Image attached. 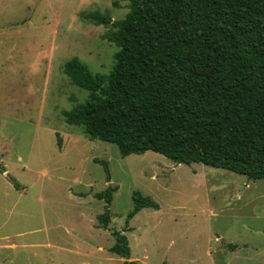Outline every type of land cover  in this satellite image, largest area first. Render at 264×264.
<instances>
[{
  "label": "rangeland",
  "instance_id": "obj_1",
  "mask_svg": "<svg viewBox=\"0 0 264 264\" xmlns=\"http://www.w3.org/2000/svg\"><path fill=\"white\" fill-rule=\"evenodd\" d=\"M129 5L0 0V264H264V180L151 151L122 157L66 123L63 113L89 93L65 64L76 57L108 75L120 50L111 28L86 16L123 20ZM110 186L118 190L104 229L107 204L95 196ZM134 192L160 210L130 219ZM115 232L128 238L130 260L110 252Z\"/></svg>",
  "mask_w": 264,
  "mask_h": 264
},
{
  "label": "trees",
  "instance_id": "obj_2",
  "mask_svg": "<svg viewBox=\"0 0 264 264\" xmlns=\"http://www.w3.org/2000/svg\"><path fill=\"white\" fill-rule=\"evenodd\" d=\"M123 1L130 3L123 20L86 16L111 28L106 38L120 50L108 75L93 74L76 57L65 64L72 85L89 93L63 113L66 123L84 127L92 141L116 145L122 157L151 151L177 164L264 180V0ZM96 162L109 178L108 163ZM0 171L7 172L1 164ZM117 190L95 196L107 204L101 228L111 222ZM133 200L130 219L160 210L140 192ZM113 236L110 252L130 260L128 238Z\"/></svg>",
  "mask_w": 264,
  "mask_h": 264
},
{
  "label": "crops",
  "instance_id": "obj_3",
  "mask_svg": "<svg viewBox=\"0 0 264 264\" xmlns=\"http://www.w3.org/2000/svg\"><path fill=\"white\" fill-rule=\"evenodd\" d=\"M7 171V170H6ZM7 174V172L6 173H4V175H6Z\"/></svg>",
  "mask_w": 264,
  "mask_h": 264
},
{
  "label": "water",
  "instance_id": "obj_4",
  "mask_svg": "<svg viewBox=\"0 0 264 264\" xmlns=\"http://www.w3.org/2000/svg\"><path fill=\"white\" fill-rule=\"evenodd\" d=\"M175 164H176V162H175Z\"/></svg>",
  "mask_w": 264,
  "mask_h": 264
}]
</instances>
